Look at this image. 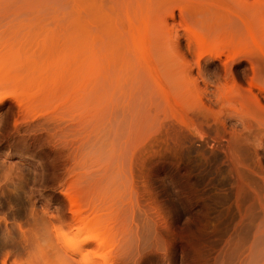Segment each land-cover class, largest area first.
Returning <instances> with one entry per match:
<instances>
[{"label":"rangeland","instance_id":"374dc122","mask_svg":"<svg viewBox=\"0 0 264 264\" xmlns=\"http://www.w3.org/2000/svg\"><path fill=\"white\" fill-rule=\"evenodd\" d=\"M0 161L94 264H264V0H0Z\"/></svg>","mask_w":264,"mask_h":264},{"label":"clouds","instance_id":"9594fccd","mask_svg":"<svg viewBox=\"0 0 264 264\" xmlns=\"http://www.w3.org/2000/svg\"><path fill=\"white\" fill-rule=\"evenodd\" d=\"M235 119L236 123L233 125L239 126L241 120ZM33 177V185L26 193L28 199L41 191L37 185H42V173L34 172ZM24 180L25 175L20 166L0 161V190L9 185L19 186ZM2 194L0 191V195ZM29 217L30 222L25 227L19 221H9L7 213H0V224L4 225L0 241L5 244L18 243L24 249V254L15 256L11 264H94V258L87 251L81 253L79 259L74 258L73 253L79 252L80 246L89 240L81 229L65 230L67 222L62 219L59 209L49 212L44 208L37 212L33 206ZM13 228L19 233L18 240L13 236ZM59 233L63 235H58ZM9 256H12L11 250L0 258V264H9Z\"/></svg>","mask_w":264,"mask_h":264},{"label":"bare ground","instance_id":"6f19581e","mask_svg":"<svg viewBox=\"0 0 264 264\" xmlns=\"http://www.w3.org/2000/svg\"><path fill=\"white\" fill-rule=\"evenodd\" d=\"M93 2V1H92ZM242 3V2H241ZM89 6V5H88ZM90 6H92V5H90ZM93 7H94V5H93ZM92 8V7H91ZM94 9V8H93ZM92 11V10H91ZM95 11V10H94ZM94 13V12H93ZM90 14V13H89ZM95 14V13H94ZM94 14H90L91 15V19H90V21H89V19H88V21H89V23L90 24H95V25H98V26H104V25H106V23H107V21H105L104 20V17H103V15H101L100 14V16H99V20L98 19H96L95 17H97V15H94ZM89 15V16H90ZM144 20V19H143ZM111 21V20H110ZM142 21V20H141ZM109 22V21H108ZM114 22V24H115V21H113ZM113 22H111V23H113ZM135 22V21H134ZM143 22V21H142ZM147 22V21H146ZM240 22H242V21H240ZM117 23V22H116ZM130 23H132V22H130ZM243 23V22H242ZM118 24V23H117ZM133 24V23H132ZM140 24L143 26V23H141L140 22ZM134 25V24H133ZM147 25V27L149 26V23L147 22V23H145V26ZM132 26V25H131ZM135 26H139V25H137V24H135L133 27H135ZM139 27H137V29H138ZM232 41V40H231ZM230 41V42H231ZM233 43V42H232ZM232 43H231V45H232ZM88 228H89V226H87ZM94 227V226H93ZM85 229H87L86 228V226H85ZM84 229V230H85ZM90 229V228H89ZM87 229V230H85V232L89 235V236H87V237H90V235H91V233H88V232H91L92 230L90 229ZM103 230V229H102ZM95 231V230H94ZM103 240H104V238H103ZM102 240V241H103ZM88 245H91L90 244V242L89 241H86V242H84L81 246H80V251L79 252H76V253H73V256H74V258L76 257L75 255H77V254H79V253H81L82 252V250L84 249V247H86V246H88ZM104 247V246H103ZM110 248V247H109ZM76 259V258H75Z\"/></svg>","mask_w":264,"mask_h":264}]
</instances>
